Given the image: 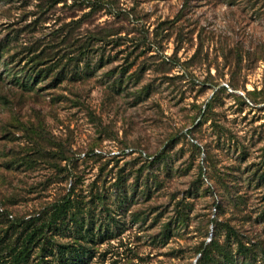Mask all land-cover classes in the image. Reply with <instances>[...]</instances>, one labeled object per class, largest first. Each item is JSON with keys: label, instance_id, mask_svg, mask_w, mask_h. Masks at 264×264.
Instances as JSON below:
<instances>
[{"label": "rangeland", "instance_id": "obj_1", "mask_svg": "<svg viewBox=\"0 0 264 264\" xmlns=\"http://www.w3.org/2000/svg\"><path fill=\"white\" fill-rule=\"evenodd\" d=\"M226 226L264 264V0H0V264H195Z\"/></svg>", "mask_w": 264, "mask_h": 264}, {"label": "trees", "instance_id": "obj_2", "mask_svg": "<svg viewBox=\"0 0 264 264\" xmlns=\"http://www.w3.org/2000/svg\"><path fill=\"white\" fill-rule=\"evenodd\" d=\"M68 195L64 197L62 204L54 206V211L50 216L51 222L59 218L62 213L71 207L72 200ZM27 225L28 224H26V226ZM221 226L223 227L224 223H221ZM226 229L230 232L224 236L223 240H220V238L215 235L211 237L208 242L202 241L196 247L197 257L195 264H243L244 261H241L240 257L242 259L247 258V264L251 262L249 255L252 253V249L250 246L245 245L237 238V234L235 231H232L231 228L226 226ZM230 234L233 236V239L230 238ZM28 238L29 237H27L26 242H23V246L18 253L13 256L11 264H17V260L23 258L24 251L28 246Z\"/></svg>", "mask_w": 264, "mask_h": 264}, {"label": "built area", "instance_id": "obj_3", "mask_svg": "<svg viewBox=\"0 0 264 264\" xmlns=\"http://www.w3.org/2000/svg\"><path fill=\"white\" fill-rule=\"evenodd\" d=\"M102 150L98 149V148H95L94 149V153H101ZM133 152V148L131 147H126V148H123L122 150H118V149H114V150H111L110 151V155H113V156H121L123 154H131ZM85 153H82V156H84Z\"/></svg>", "mask_w": 264, "mask_h": 264}]
</instances>
